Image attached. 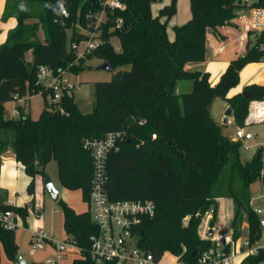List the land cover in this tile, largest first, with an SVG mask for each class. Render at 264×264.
Masks as SVG:
<instances>
[{
    "label": "trees",
    "instance_id": "1",
    "mask_svg": "<svg viewBox=\"0 0 264 264\" xmlns=\"http://www.w3.org/2000/svg\"><path fill=\"white\" fill-rule=\"evenodd\" d=\"M120 1L123 9L106 11L102 44L75 62L69 43L77 34H67L68 24L75 20L83 23L88 10L99 8V0H6L1 19L15 17L17 23L0 44V165L2 155L12 150L31 177L27 190L33 194L35 177L43 176L46 164L55 161L61 186L80 190L88 202L92 157L83 142L123 131L119 147L107 153L106 193L111 201L154 202L155 214L142 218L137 234L138 245L155 259L169 253L178 261L197 264L200 254L211 245L198 235L201 216L212 210L211 222L215 223L220 196L232 199L235 237L245 220L250 240L261 239L259 216L248 203L253 182L259 180L264 190V175L260 177L264 161L260 153L256 159L241 160L242 142L224 133L223 125L211 114L210 104L217 96L223 98L233 107L234 123L243 125L250 100L264 99V84L245 87L250 92L247 98L242 93L226 97L238 84L245 65L264 61V32L249 33L246 51L229 62L213 86L208 72L185 68L187 63L206 60L207 29L222 38L218 28L232 20L246 0H189L191 16L182 25L173 26L172 41L161 18L167 20L176 13V0L163 6L157 16L150 11L153 0ZM250 2L251 6L264 7V0ZM58 6L67 8L69 16L56 12ZM29 18L36 21L29 23ZM118 18L123 21L120 28L108 32L107 27ZM113 36L120 43L118 52L110 42ZM28 51L30 61L26 59ZM93 56L108 60L112 70L120 69L110 81L94 83L91 111L83 113L74 94L49 101L48 91L37 83L38 67L77 74ZM124 66L129 68L122 70ZM184 80L190 81V90L176 92L177 82ZM36 94L43 97V109L36 119L23 113L6 117V102L14 96L20 99ZM59 205L63 229L81 249L63 264H113L97 263L90 257V236L98 228L89 211L78 213L61 199ZM0 210L16 212L24 223L28 216L27 206L6 204L1 190ZM0 242L8 259L15 262V229L0 226ZM239 264H264V247Z\"/></svg>",
    "mask_w": 264,
    "mask_h": 264
},
{
    "label": "built area",
    "instance_id": "2",
    "mask_svg": "<svg viewBox=\"0 0 264 264\" xmlns=\"http://www.w3.org/2000/svg\"><path fill=\"white\" fill-rule=\"evenodd\" d=\"M250 0H246L244 9L247 13H241L232 18L231 23L238 30V41L240 49L246 51V40L250 32H264V7L251 6ZM124 4L120 0H99V8L90 9L84 15L82 31L69 43L70 50L75 55V62L86 57L96 50L103 42L101 34L107 24V10L123 9ZM59 14L68 17L69 12L64 6ZM123 21L121 18L115 20L113 26H108L107 31L113 32L120 28ZM226 24L221 27H225ZM111 39V38H110ZM225 45L217 47L222 52ZM242 52V53H244ZM67 69L55 72L51 68L41 65L37 70V83L47 91L49 101L57 102L64 95L74 94L76 84L70 81ZM17 96H14V100ZM247 114L243 125H237L233 141H241V149L245 152L254 149L252 154L258 150L264 161V140L249 144L257 132L250 130L251 126L264 125V99H251L247 105ZM124 132H108L101 138H86L83 142L92 157V177L90 194L88 199L89 213L92 221L98 228V232L90 236V257L97 263L112 262L113 264H160L161 259L154 256L142 246L138 245V234L140 222L143 217H151L155 214V204L152 200H117L111 201L106 193V158L111 149H117L119 142L124 138ZM264 139V134H263ZM263 168L260 177H263ZM261 184V182H260ZM262 188V187H261ZM261 198L264 203V190L262 188ZM256 197L249 200L248 205L259 216L260 227L264 228V206L254 202ZM38 213L41 204H35L32 208ZM198 215V214H197ZM18 214L11 210H0V226L12 230L18 226ZM213 211L208 210L201 216L198 227V235L202 239L211 241V245L203 251L197 259V264H239L249 255H254L260 247H264L261 239L252 242L248 235L235 237L232 227H214L211 219ZM188 219L186 217L185 221ZM30 243L35 249H43L49 243L54 250V257L45 259L42 264H63L67 252L79 254L81 249L67 236L62 241H55L52 235L42 228H32ZM179 264H186L178 261Z\"/></svg>",
    "mask_w": 264,
    "mask_h": 264
},
{
    "label": "crops",
    "instance_id": "3",
    "mask_svg": "<svg viewBox=\"0 0 264 264\" xmlns=\"http://www.w3.org/2000/svg\"><path fill=\"white\" fill-rule=\"evenodd\" d=\"M170 1L171 0H162L159 7L157 8L158 11L156 10L155 5L154 6L152 5L153 8L150 7V11L152 15L157 16L160 12L159 10L163 6H166L167 4H169ZM5 2L6 0H3V3L0 4V44L5 41L8 30L15 27L17 23L15 17H9L5 21L1 19L3 11H4ZM176 10H177L176 13L172 17L168 18L167 20L164 17L161 18V21L165 22L167 37L170 41L174 39V27L173 26L182 25L191 16V10L189 9V0H176ZM241 13H247V11L240 8L236 11V14L234 17L238 16ZM231 21L232 20L228 21L225 27L220 26L218 28V32L221 35H223L222 38H220L217 34H215L210 28L207 29L206 41H205L206 42V58H205L206 60L205 61L200 62V63L185 64L186 69L188 70H195V69L200 70L201 69V70L208 72L210 77L212 75L208 70L213 71L214 69L213 80L209 81L210 85L212 86L217 83V81L219 80L221 76L220 74L225 70L229 62L233 60V58H235L238 55L243 54L242 52H244V50L240 49V43L238 41L239 32L234 27V25L231 23ZM248 40H246V44L249 42ZM221 44L225 45V49L229 46H231L232 48L234 47L235 56H233L232 58L220 60L216 64L214 63V61L217 59V56H219L225 50L224 49L222 52H218L217 47ZM119 47H120V43H119ZM120 49L121 47L119 48V50H117V52L120 51ZM31 58H32L31 51H28L26 53V59L30 61ZM239 74H240L239 82L236 86H234V88L229 90L226 96L227 98H231L237 93H242L245 90V87L249 86L250 84L263 85L264 84V61L249 62V64L245 65L240 70ZM210 77H209V80H210ZM178 86H179V81L177 82V85H176V92L179 93L180 90L178 89ZM190 88L191 86L188 87L189 90ZM36 95H32V96L27 95L20 99L13 100V102L12 101L6 102L4 104V108L8 103H13L10 109V114L9 115L5 114L6 117H17L19 114L23 113L25 115H29L32 119H36L39 116L41 111H38L35 117L32 116V109H31V104H30V99H32ZM74 101H75V95H74ZM18 107L20 109H18ZM225 122L234 123L233 117H229V120ZM261 126H263V129L261 132V135L263 137L264 125H261ZM255 132H257V135L251 139L253 141L252 143L262 142V141H256V138L258 136V131H255ZM250 156L252 158V154ZM249 159L250 158L246 160H249ZM246 160H242V161H246ZM30 181H31V177L25 173L23 165L15 159V155L13 151L12 150L6 151L1 157V165H0V190H1L4 202L6 204L21 206V207L22 206L30 207L31 206L30 204L32 202L34 203V205L43 204L44 202L43 195L45 194L46 191L43 187L42 176L35 177L33 194H29L27 190V187ZM260 188H261V184H260ZM216 203L218 205L217 217H216L215 223H212V226L214 227L223 226L227 228L231 227L233 213H234V205H233L232 199L229 197L220 196V198L216 199ZM28 211H29V215L26 217L25 222H27V220H30L32 223L31 228H36V220L41 210L38 213H36L28 208ZM18 216L20 217V215ZM22 221L24 222L23 219ZM62 225H63V216H62ZM16 229H15V232H16ZM49 233L53 237L52 232H49ZM65 237H66V233H64V238ZM1 251H3V246H2V243L0 242V264H1V261L3 260V257L5 256L3 252ZM46 252L48 253V256H50V258L54 257V250L51 246L46 247ZM76 255L77 253H74L72 251L67 252L66 259L63 261V263L70 262ZM6 259H7V262L5 264L16 263V261L14 262V261L8 260V258Z\"/></svg>",
    "mask_w": 264,
    "mask_h": 264
},
{
    "label": "rangeland",
    "instance_id": "4",
    "mask_svg": "<svg viewBox=\"0 0 264 264\" xmlns=\"http://www.w3.org/2000/svg\"><path fill=\"white\" fill-rule=\"evenodd\" d=\"M162 0H153L151 2V8L155 5V8L159 7ZM153 5V6H152ZM38 7V6H34ZM61 6H58L56 9V12H60ZM158 11V10H157ZM35 18H29L27 22L32 23L35 22ZM187 21V20H186ZM185 21V22H186ZM67 34L71 35L72 32H76L78 34L80 31H82V23L78 22L77 20L71 21L68 24ZM41 37V38H40ZM38 38L43 39L44 35L41 29L38 30ZM111 44L114 47V49L117 51L119 50V41L116 36L111 37ZM234 55V47L231 46L227 47L219 56H217V59L214 61V63L217 64L218 61L232 58ZM102 59L96 56H93L89 59H86L82 70H80L77 74L67 73V76L69 77L70 81L74 82L76 84V88L74 90L75 95V101L78 104V107L83 113H87L91 111L92 105L94 102V83L97 81H110L112 76L117 72V68L112 71H105L96 69V67L102 63ZM222 62V61H221ZM129 66L121 67V69H128ZM211 73V77L209 81L213 80L214 77V69L208 70ZM187 86V87H186ZM191 86L190 81L184 80L179 81L178 89L180 92L188 91V87ZM13 102V101H12ZM31 109H32V116H36V113L38 111H41L43 109V97L40 94H37L32 99H30ZM13 103H8L5 106V114H10V109ZM229 104L221 97H216L212 99V102L210 104L211 108V114L213 118L223 125V131L224 133L231 139L234 136L236 123H227L224 121L229 120V117L225 116V111L227 110ZM230 117H233L232 114ZM263 126L261 125H255L251 126L250 130L258 131V136L256 138V141H263V137L261 135ZM155 137V135L153 136ZM253 141H249V144H251ZM254 151L253 148L249 150L248 152L243 151L240 148L239 155L241 156L242 160H246L248 158H251V154ZM45 174H47L54 186L59 190V200L61 199L63 202H65L67 205L71 206L76 212H85L88 211L89 206L86 201L82 198V192L80 190H69L65 189L61 186L58 180V172H57V164L55 161H51L48 164H46L44 168ZM251 188V197H256L254 202L258 205L264 206L263 199L261 198L262 190L260 188V181L256 180L252 183L250 186ZM44 202L41 204V211L40 214L37 217L36 220V228H42L44 230H48L49 232H52L53 239L55 241H62L64 240V230L62 225V214L61 209L58 201H53L48 194L45 192L43 195ZM30 207H27V212L29 215L28 208L32 209L34 206V203L32 202L30 204ZM19 215V214H18ZM186 219V218H185ZM182 220V223L186 224L187 220ZM240 227V234L241 236L247 235V221L243 220ZM32 223L30 220H27V222L22 221L20 217H18V226L16 229V242L18 244V253L17 257L22 258L23 260L27 261L29 264H32L33 262L41 263L44 262L45 259L50 258L48 256V253L46 252V247L50 246L49 243L45 244V247L43 249H35L30 243V236H31V228ZM261 243L264 244V228L261 229ZM3 254L6 256L4 249ZM3 255V256H4ZM3 257V260L1 261V264H5L7 262L8 258L6 256ZM77 256V255H76ZM71 259V258H70ZM9 260V259H8ZM11 261V260H10ZM17 264V263H14ZM160 264H179L177 257L175 255H171L169 253H165L163 255V258L161 259Z\"/></svg>",
    "mask_w": 264,
    "mask_h": 264
},
{
    "label": "water",
    "instance_id": "5",
    "mask_svg": "<svg viewBox=\"0 0 264 264\" xmlns=\"http://www.w3.org/2000/svg\"><path fill=\"white\" fill-rule=\"evenodd\" d=\"M96 69H100V70H105V71H111L112 70V65L108 60H104L102 61V63H100ZM242 94L244 95V97H248L250 95V92L247 90H244L242 92ZM232 109L233 107L231 105L228 106L227 110L225 111V116L226 117H230L232 114ZM224 121H226L224 119ZM258 150H256L253 154H252V158H258ZM42 183H43V187L46 191V193L48 194V196L53 200V201H57L59 198V190L54 186V184L52 183L50 177L47 174H44L42 176ZM16 263L17 264H29L27 261L23 260L22 258H16Z\"/></svg>",
    "mask_w": 264,
    "mask_h": 264
},
{
    "label": "clouds",
    "instance_id": "6",
    "mask_svg": "<svg viewBox=\"0 0 264 264\" xmlns=\"http://www.w3.org/2000/svg\"><path fill=\"white\" fill-rule=\"evenodd\" d=\"M3 3V0H0V4H2ZM21 7H23V6H21Z\"/></svg>",
    "mask_w": 264,
    "mask_h": 264
}]
</instances>
